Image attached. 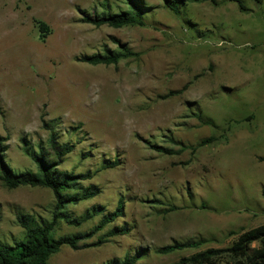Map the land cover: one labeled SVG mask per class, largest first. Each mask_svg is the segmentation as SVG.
<instances>
[{
  "label": "rangeland",
  "instance_id": "374dc122",
  "mask_svg": "<svg viewBox=\"0 0 264 264\" xmlns=\"http://www.w3.org/2000/svg\"><path fill=\"white\" fill-rule=\"evenodd\" d=\"M143 1L146 25L114 28L84 22L79 9L100 13L108 2L118 12L129 9L126 0H0V134L10 137L9 165L37 171L23 139L36 148L47 143L43 115L61 141L77 142L62 169L94 171L106 159L121 160L82 182L99 185L98 196L67 210L75 217L94 205L113 211L123 195L125 216L81 244L116 225L130 232L100 246L64 244L49 264H107L128 254L138 264H172L230 245L237 237L230 230L264 224V0H242L245 10L232 0L188 2L180 16L163 0ZM38 21L50 26L45 38ZM114 38L138 56L116 65L80 60L105 45L120 51ZM209 137L217 138L175 155L146 143L179 150L172 139L197 145ZM54 204L50 188L8 189L0 181V241L24 238L18 215L51 219ZM170 206L176 209L160 211ZM101 218L79 226L62 219L53 235L86 233ZM200 238L199 249L157 252Z\"/></svg>",
  "mask_w": 264,
  "mask_h": 264
},
{
  "label": "trees",
  "instance_id": "16d2710c",
  "mask_svg": "<svg viewBox=\"0 0 264 264\" xmlns=\"http://www.w3.org/2000/svg\"><path fill=\"white\" fill-rule=\"evenodd\" d=\"M165 5L177 16L182 13V7L188 2L202 3L211 2L215 5L218 0H163ZM245 10L242 0H232ZM259 1V0H257ZM129 9L113 12L109 9V3H104L105 8L102 12L90 13L86 10L79 11L83 14L82 20L95 26L108 25L114 28H121L129 25H146L145 10L147 6L143 0H126ZM40 36L45 38L50 33V26L45 21H38ZM115 43L120 46V51H115L104 46V51L93 55H84L81 61L93 65L98 64H118L121 60L136 57L138 53L129 48L126 43L114 38ZM174 93V92H172ZM199 117V116H198ZM201 119H203L200 116ZM43 127L49 131L47 143L42 142L37 146H32L23 139L25 154L36 164L37 171L28 169L16 172L6 161L5 152L9 149L6 142L9 136L0 134V181L8 189H15L20 186L45 187L53 190L55 204L53 217L45 219L34 214H20L17 217L19 225L24 229V238L13 244L0 241V264H49L50 257L59 252L64 244H68L74 249H82L92 246H100L109 241L116 235L128 234L131 228L127 225L114 226L106 234L100 235L94 243H84L81 241L89 240L101 232L107 225L115 223L119 218L125 216L126 199L120 196L117 206L113 211H108L103 205H94L80 217H75L68 211L69 205L79 204L81 201L98 196L102 189L97 184H90L85 187L83 181L92 179L99 171L114 168L121 164L120 158L113 160L106 159L103 165L94 171L75 172L62 169L66 157L72 153L77 146L73 140L61 141L53 122L44 119ZM203 123L214 124L213 120L203 119ZM217 137L202 139L197 145H186L184 142H177L179 150L153 143L146 140V143L159 153L166 155L181 154L187 149L194 153L198 147L209 142H213ZM90 156V152L83 154V158ZM264 160V158H262ZM161 202L160 200H154ZM175 206L161 209L163 213L175 210ZM102 214L99 220L90 231L71 236L55 238L53 231L58 221L64 219L72 225H81L95 216ZM230 235L237 237L226 247H209L198 250L190 255L182 256L172 264H264V224L254 228L242 229L240 232L230 231ZM206 243V239L200 238L185 242L175 241L157 249L158 253L169 254L178 250L199 249ZM107 264H138L137 256L126 255L123 261L109 262Z\"/></svg>",
  "mask_w": 264,
  "mask_h": 264
},
{
  "label": "crops",
  "instance_id": "0c3cea01",
  "mask_svg": "<svg viewBox=\"0 0 264 264\" xmlns=\"http://www.w3.org/2000/svg\"><path fill=\"white\" fill-rule=\"evenodd\" d=\"M243 228V227H242ZM230 231H233V230H230Z\"/></svg>",
  "mask_w": 264,
  "mask_h": 264
}]
</instances>
